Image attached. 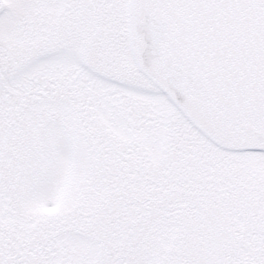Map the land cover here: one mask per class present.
<instances>
[{"label": "snow or ice", "instance_id": "obj_1", "mask_svg": "<svg viewBox=\"0 0 264 264\" xmlns=\"http://www.w3.org/2000/svg\"><path fill=\"white\" fill-rule=\"evenodd\" d=\"M0 264H264V0H0Z\"/></svg>", "mask_w": 264, "mask_h": 264}]
</instances>
